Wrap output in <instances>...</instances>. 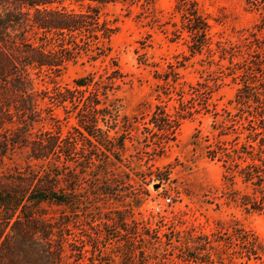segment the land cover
Segmentation results:
<instances>
[{
	"label": "rangeland",
	"instance_id": "1",
	"mask_svg": "<svg viewBox=\"0 0 264 264\" xmlns=\"http://www.w3.org/2000/svg\"><path fill=\"white\" fill-rule=\"evenodd\" d=\"M54 6L83 12L87 2L58 0ZM93 6L110 29L108 39L91 45L57 76L32 72L40 91L72 88L73 81L89 77L91 89L106 93V99L100 96L101 136L88 135L75 112L60 108L54 120L31 130L38 135L58 129L60 144L74 145L62 171L69 166L77 172L76 212L45 206L50 215L74 222L66 264H129V251L134 264L144 256L146 264H183L178 256L192 250L197 238L235 225L258 238L264 263V216L226 202L221 164L204 148L218 125L229 127L230 119L238 125L239 115H247L250 109L235 102L244 85L264 100V0H117ZM194 12L209 29L208 45L198 53L191 52L186 28ZM40 106L47 115L48 106ZM26 157V149H15L5 164L24 167ZM230 190L245 191L237 179Z\"/></svg>",
	"mask_w": 264,
	"mask_h": 264
},
{
	"label": "trees",
	"instance_id": "2",
	"mask_svg": "<svg viewBox=\"0 0 264 264\" xmlns=\"http://www.w3.org/2000/svg\"><path fill=\"white\" fill-rule=\"evenodd\" d=\"M83 1L86 10L76 12L54 6L58 0H0V264H66L65 246H74V222L45 209L65 206L70 215L76 212L80 202L77 172L69 166L62 171V159L74 153V145L62 146L58 129L38 135L31 130L46 118L54 120L53 111L60 108L75 112L88 135L101 136L98 122L105 114H100L104 113L100 96L106 99V93L91 89L89 77L73 81L72 88L53 86L40 91L34 87L32 72L57 76L91 45L108 39L110 29L100 24L99 9L92 4L117 0ZM191 16L186 28L191 52L198 53L208 45L209 29L196 12ZM254 89L244 85L236 95L235 102L250 109L247 115H239L238 125L231 119L229 127L218 125L214 140L204 148L210 160L221 164L223 182L229 187L223 193L226 202L264 216V100ZM42 102L48 106L47 115L42 113ZM196 134L192 144L197 142ZM20 148L27 152L24 167L6 166V158ZM87 164L86 168L91 162ZM235 179L244 192L230 190ZM89 205L85 203L86 208ZM262 254L258 238L235 225L230 231L197 238L192 250L178 257L183 264H264ZM127 257L134 264L133 251ZM146 263L144 256L139 264Z\"/></svg>",
	"mask_w": 264,
	"mask_h": 264
},
{
	"label": "water",
	"instance_id": "3",
	"mask_svg": "<svg viewBox=\"0 0 264 264\" xmlns=\"http://www.w3.org/2000/svg\"><path fill=\"white\" fill-rule=\"evenodd\" d=\"M154 188H156L157 186L156 185H153Z\"/></svg>",
	"mask_w": 264,
	"mask_h": 264
}]
</instances>
